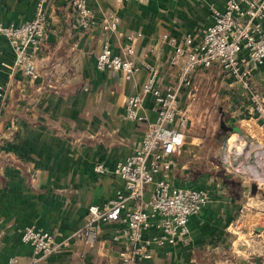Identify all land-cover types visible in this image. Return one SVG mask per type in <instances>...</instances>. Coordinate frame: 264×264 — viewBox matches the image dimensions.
<instances>
[{"label": "crops", "instance_id": "1", "mask_svg": "<svg viewBox=\"0 0 264 264\" xmlns=\"http://www.w3.org/2000/svg\"><path fill=\"white\" fill-rule=\"evenodd\" d=\"M74 1L50 0L46 5L47 33L35 56L37 79L16 66L12 45L0 37V86L6 89L0 98V264L13 257L20 264L31 263L33 249L22 242L28 226L54 235L56 250L41 264H121V253L130 244L125 237L114 241L122 230L118 223L102 225L93 247L75 239V234L82 229L89 207L104 205L118 192L126 193L117 168L140 146L147 131L146 123L125 118L126 103L141 93L150 72L142 69L127 82L122 73L99 71L97 56L107 40L114 53L121 55L129 44L127 37L141 34L134 43L133 58L140 61L145 56L156 67L157 86L164 90L178 81L181 65L170 63L173 49L162 46L161 38L183 42L193 36L201 41L212 23L211 8L223 9L227 0H130L124 4L86 0L95 16V26L88 33L75 25ZM37 2L0 0V24L19 26L31 21ZM110 14L118 15L120 23L118 31L108 35L101 26ZM216 71L217 75L224 72L217 64L198 69L192 85L181 93L180 104L191 120L175 166L164 174L175 186L206 190L208 178L195 166L208 160V156L201 159L200 153L211 143L198 130L204 123L202 116L195 115L201 87L214 80ZM232 79L241 89L242 105L231 114L234 125L230 127L235 130L228 132L225 143L236 135L233 142L247 143L245 150L255 144L264 147V119L249 96L256 85L264 98V65L254 68L251 91ZM155 107L154 97L146 96L141 113L149 122L156 119ZM222 121L223 116V131ZM215 158L224 166L221 157ZM98 165L105 168L104 173L96 172ZM219 192L214 197L209 192V204L190 219V242L154 249L150 264H210L229 254L237 243L234 236L250 224L261 205L242 204L225 189ZM248 195V201L254 199L255 194Z\"/></svg>", "mask_w": 264, "mask_h": 264}, {"label": "built area", "instance_id": "2", "mask_svg": "<svg viewBox=\"0 0 264 264\" xmlns=\"http://www.w3.org/2000/svg\"><path fill=\"white\" fill-rule=\"evenodd\" d=\"M49 1L38 0L35 17L27 23L19 26L0 24V37L12 45L16 66L22 67L24 74L32 79L39 77L35 56L47 33L45 9ZM113 1L124 4L130 0ZM73 8L76 27L84 33L92 31L95 16L87 1L75 0ZM211 16L212 23L204 30L199 42L193 36L186 37L183 42L170 36L161 38L162 46L167 44L173 49L170 63L181 65L178 81L164 90L157 86L156 67L149 64L145 56L140 61L133 58L134 43L141 34L127 37L129 44L121 55L114 53L112 43L107 40L97 56L99 71L122 73L127 82L132 81L142 69L150 72L141 93L131 96L126 103L125 118L147 124L140 146L117 168L126 193L118 192L104 205L89 207L82 229L75 234V239L93 247L99 241L102 225L118 223L122 230L120 235L114 236V241L125 237L130 244V249L121 253V264H150L154 249L188 244L190 219L199 215L210 202L208 191L175 186L164 176L172 171L184 146L185 131L191 118L189 111L180 104V96L185 88L192 85L194 73L217 64L245 90L251 91L254 68L264 65V0H227L223 9L212 7ZM119 23V16L110 14L101 28L111 35L118 31ZM5 94V87L0 86V98ZM148 95L154 97L156 104L157 116L153 122L147 121L141 113ZM252 98L264 119V103L260 95L252 94ZM229 144L227 153L221 155L226 170L240 176L245 184H256L258 190H264V147L255 144L245 150L247 143L243 146ZM95 170L105 172L102 165ZM148 192L151 196L146 202ZM261 229L264 232V228ZM22 242L33 249L30 264H41L56 250L54 235L35 226L25 228ZM2 264L20 262L13 257Z\"/></svg>", "mask_w": 264, "mask_h": 264}, {"label": "rangeland", "instance_id": "3", "mask_svg": "<svg viewBox=\"0 0 264 264\" xmlns=\"http://www.w3.org/2000/svg\"><path fill=\"white\" fill-rule=\"evenodd\" d=\"M213 75H215L214 80L211 79L207 83L204 82L201 87L202 95L200 96L199 109L195 115L197 118L202 116L204 123L202 126H198V130H201L207 136L208 140L206 143H211V145L207 149H202L200 153L201 159L204 156L205 158L208 156V160L197 162L195 169L196 171L204 173L208 178L207 181H204L205 189L212 193L213 197L218 195L220 190L225 189L227 195L231 194V197L239 203H250L251 205L253 203H258L261 206L259 211H252L255 217L250 218L251 225L249 224L246 228H242L240 234L234 236L235 238L238 237L236 239L237 243L234 244V248H231L228 252L229 254L222 259L212 261L210 264H256L257 259L264 264V232L259 235L256 233L257 228H264V190H257L255 196L252 197L254 199L248 201L249 197H251L248 193H252V185L243 186L240 179L228 172L225 166L220 164V162H216L215 158L217 157V160H219L218 158H222L221 155H223V153H227L228 145L225 141L230 133L221 130L220 122L223 116L226 126L230 127L234 125V121L230 117L232 113H235L233 110L238 107V111L242 105L241 101L238 99V91L240 88L234 82L231 75L225 72L217 75L216 71ZM258 90L255 85V89H252L251 92L252 94H256ZM246 92L249 93L248 91ZM205 93H207V95H204ZM249 96L251 97L252 95L249 93ZM260 98L261 102L264 103V98L261 95ZM248 100L247 98V101ZM204 112L206 114H204ZM186 135L187 132L185 133V139ZM236 137V135L232 136L229 145H233V141ZM221 143H225L222 148H220ZM231 153H234V151L232 150ZM233 158L234 155L232 154V159ZM244 189L246 191L242 196ZM218 199H221V197ZM204 262H206L205 264H209L207 261Z\"/></svg>", "mask_w": 264, "mask_h": 264}, {"label": "water", "instance_id": "4", "mask_svg": "<svg viewBox=\"0 0 264 264\" xmlns=\"http://www.w3.org/2000/svg\"><path fill=\"white\" fill-rule=\"evenodd\" d=\"M85 39H86V37H85ZM85 39H83V41H84ZM221 127H222L223 131L226 132V133H228V132H233V131L235 130V129L231 128V127H227L224 121H222V123H221ZM257 190H258L257 185H256V184H253V185H252V193H253V194H256ZM150 196H151V193L148 192V193L146 194V196H145V201H146V202H149V200H150ZM257 231H258V233H260V232L263 231V229L259 228ZM256 264H262V261H260L259 259H257V260H256Z\"/></svg>", "mask_w": 264, "mask_h": 264}, {"label": "trees", "instance_id": "5", "mask_svg": "<svg viewBox=\"0 0 264 264\" xmlns=\"http://www.w3.org/2000/svg\"><path fill=\"white\" fill-rule=\"evenodd\" d=\"M234 175V174H233Z\"/></svg>", "mask_w": 264, "mask_h": 264}]
</instances>
